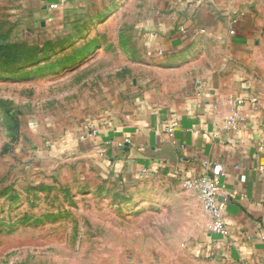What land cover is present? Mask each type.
Wrapping results in <instances>:
<instances>
[{
	"label": "rangeland",
	"instance_id": "1",
	"mask_svg": "<svg viewBox=\"0 0 264 264\" xmlns=\"http://www.w3.org/2000/svg\"><path fill=\"white\" fill-rule=\"evenodd\" d=\"M122 2L70 0L42 25L29 0H0V264H214L195 191L80 177L58 150L113 87L160 75L122 49Z\"/></svg>",
	"mask_w": 264,
	"mask_h": 264
},
{
	"label": "crops",
	"instance_id": "2",
	"mask_svg": "<svg viewBox=\"0 0 264 264\" xmlns=\"http://www.w3.org/2000/svg\"><path fill=\"white\" fill-rule=\"evenodd\" d=\"M29 1L44 22L70 3ZM113 18L131 64L160 75L113 87L58 150L80 177L123 186H182L209 162L229 234L208 230L199 253L214 264H264V0H123Z\"/></svg>",
	"mask_w": 264,
	"mask_h": 264
},
{
	"label": "built area",
	"instance_id": "3",
	"mask_svg": "<svg viewBox=\"0 0 264 264\" xmlns=\"http://www.w3.org/2000/svg\"><path fill=\"white\" fill-rule=\"evenodd\" d=\"M55 6L52 4L51 8ZM228 123L234 125L235 120L231 118ZM177 125L176 120L169 122L168 132H172ZM209 165V162L203 161L202 166L206 171L184 177L182 184L185 188L193 190L199 195L203 210L209 220L210 232L225 238L229 234V227L225 218L227 201L220 198L219 176L207 171Z\"/></svg>",
	"mask_w": 264,
	"mask_h": 264
},
{
	"label": "water",
	"instance_id": "4",
	"mask_svg": "<svg viewBox=\"0 0 264 264\" xmlns=\"http://www.w3.org/2000/svg\"><path fill=\"white\" fill-rule=\"evenodd\" d=\"M41 24H42V25H45V22H44V21H42V22H41Z\"/></svg>",
	"mask_w": 264,
	"mask_h": 264
}]
</instances>
